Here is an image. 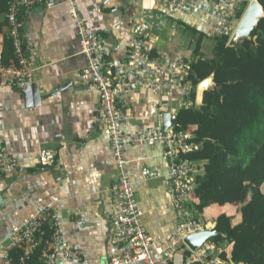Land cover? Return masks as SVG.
I'll return each mask as SVG.
<instances>
[{"label":"crops","instance_id":"1","mask_svg":"<svg viewBox=\"0 0 264 264\" xmlns=\"http://www.w3.org/2000/svg\"><path fill=\"white\" fill-rule=\"evenodd\" d=\"M53 1V8L41 6L23 18L24 39L37 49L33 80L37 101L33 95L23 94L24 90L0 81V136L6 152L18 162L15 171L0 176V264L11 231L45 209L57 214L60 231L77 254V260L57 264H109L124 251L109 236L113 207L108 191L117 177L115 162L109 136L100 126L99 96L91 77L85 74L87 64L79 48L76 20L63 0ZM74 3L87 31L102 36L109 70L120 73V64L129 50L130 28L140 19L143 8L153 5L152 1ZM6 10L0 8V58L8 40L7 22L1 25L6 20ZM192 23L195 27H186L197 31L199 26ZM150 43L173 60L192 58L190 35L179 27L154 32ZM158 102L166 109L156 112L152 105ZM179 103L177 92L165 95L147 88L136 89L120 105L123 133L160 131L164 115ZM41 150L55 154L52 165L39 164ZM123 157L137 205L144 214L146 232L157 245L165 247L175 227L163 148L131 145ZM145 169L159 176L146 178L142 174ZM236 210L235 205L214 204L196 217L204 227L216 224L220 214L231 218L234 224L239 221ZM226 250L222 255L232 264L231 246ZM186 251L182 246L172 259L159 263L185 264Z\"/></svg>","mask_w":264,"mask_h":264},{"label":"built area","instance_id":"2","mask_svg":"<svg viewBox=\"0 0 264 264\" xmlns=\"http://www.w3.org/2000/svg\"><path fill=\"white\" fill-rule=\"evenodd\" d=\"M153 5L143 9L139 20L130 28L129 50L120 64V73L113 74L106 61V49L102 36L90 33L79 18L74 0H63L69 6L70 14L78 27L79 48L87 67L85 74L92 80L101 104L100 126L109 136L110 148L115 162L116 180L109 188L113 212L110 220L109 236L114 245L122 246V255L109 264H160L159 260L172 259L183 239L191 234L204 231V227L192 210V195L195 190L193 168L187 155L195 148L192 133L175 128L177 113L182 108L194 107L190 99L193 84L189 79L191 60H173L164 52H156L150 43L154 32L166 28L174 30L179 24L195 27V22L208 39L224 35L231 37L239 21L236 13L241 10L242 0H151ZM249 3V2H248ZM51 9L53 0H12L5 13L8 25V40L13 49V60L3 65L0 60V81L17 90H24L33 84L36 70L37 49L26 42L22 33L23 18L39 7ZM156 52V54H154ZM113 65H117L113 62ZM138 88H147L157 94L171 95L177 92L180 103L171 107L169 114L174 117L165 132L141 130L133 134L122 131L120 105L125 103L129 93ZM157 112L166 109L155 103ZM131 145L162 146L166 159L167 193L174 210V230L167 237V245H157L146 232L143 212L139 209L132 181L125 172L123 157ZM55 154L41 150L38 162L50 166ZM17 160L5 150L0 136V176L13 172ZM143 176L156 178L157 172L145 169ZM225 244L207 241L196 251H189L185 264H227L220 255ZM18 251L17 261L12 252ZM39 251V264H57L61 261L77 260V254L70 249L62 235L57 214L48 209L40 211L28 222L15 227L3 248V264H27Z\"/></svg>","mask_w":264,"mask_h":264},{"label":"trees","instance_id":"3","mask_svg":"<svg viewBox=\"0 0 264 264\" xmlns=\"http://www.w3.org/2000/svg\"><path fill=\"white\" fill-rule=\"evenodd\" d=\"M8 1H2L3 11ZM257 1L264 10V0ZM248 2L242 0L238 21ZM178 27L193 43L192 103L196 85L207 77L212 76L215 86L221 87L219 92L204 94L201 110L182 108L175 119L177 130L193 135L195 148L187 155L194 172L193 209L197 215L214 204L237 206L238 222L232 224L225 214L217 217L220 235L213 242L227 244L225 252L231 246L233 264H264V17L251 39L240 42L238 52L227 46L228 35L209 39L213 43L209 56L202 50L208 37L186 25ZM5 44L0 60L9 65L13 49L9 40ZM224 251L220 258L230 264ZM38 255L39 251L27 264H39ZM18 256V251L12 252L14 261Z\"/></svg>","mask_w":264,"mask_h":264},{"label":"water","instance_id":"4","mask_svg":"<svg viewBox=\"0 0 264 264\" xmlns=\"http://www.w3.org/2000/svg\"><path fill=\"white\" fill-rule=\"evenodd\" d=\"M264 17V10L257 0H249V3L236 27L232 33L227 46L233 48L236 52L241 49L240 42L243 40H250L251 33L258 26L259 22ZM255 41L256 38H253ZM220 86H215L213 82V77L209 76L206 79L200 81L195 87V97H194V109L201 110L204 99V94L206 92H211L216 90L219 92ZM23 94L34 96V100L37 101L38 92L34 84L28 85L24 88ZM33 104V103H32ZM174 117L169 113H166L162 120L161 133H165L171 126ZM220 233L216 230V224L212 226L209 225L204 231L197 232L186 236L183 239V246L189 251H196L200 246H202L207 241H214ZM224 237V236H223ZM232 263V262H231ZM233 264V263H232Z\"/></svg>","mask_w":264,"mask_h":264},{"label":"rangeland","instance_id":"5","mask_svg":"<svg viewBox=\"0 0 264 264\" xmlns=\"http://www.w3.org/2000/svg\"><path fill=\"white\" fill-rule=\"evenodd\" d=\"M212 47H213L212 41L209 39L206 40V43L203 45V49H202L206 56H209L210 54H212Z\"/></svg>","mask_w":264,"mask_h":264},{"label":"flooded vegetation","instance_id":"6","mask_svg":"<svg viewBox=\"0 0 264 264\" xmlns=\"http://www.w3.org/2000/svg\"><path fill=\"white\" fill-rule=\"evenodd\" d=\"M237 27V26H236ZM236 29V28H235Z\"/></svg>","mask_w":264,"mask_h":264}]
</instances>
